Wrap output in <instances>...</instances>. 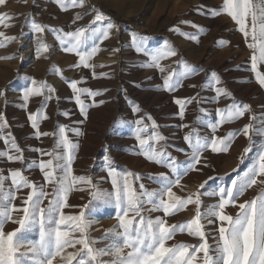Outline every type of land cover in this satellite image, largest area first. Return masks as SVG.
Returning a JSON list of instances; mask_svg holds the SVG:
<instances>
[{
  "label": "rangeland",
  "instance_id": "1",
  "mask_svg": "<svg viewBox=\"0 0 264 264\" xmlns=\"http://www.w3.org/2000/svg\"><path fill=\"white\" fill-rule=\"evenodd\" d=\"M93 6L110 17L116 26L107 40H89L85 43V50H90L94 44H98L100 48L91 61L97 65L94 70L95 77L92 69L75 66L78 57L74 53L63 51L55 31L62 29L68 32L90 26L95 16ZM221 6L222 0H85L84 7L69 6L62 10L56 0H5L4 4H0V15L4 16V21L0 23V32L15 39L5 40L0 37V43L4 45L0 47V114H3L8 122V128L0 131V150H8L2 137L11 133V137H14L23 149L24 160L9 162L0 158V173L8 176L11 169H22L24 175L38 186L44 184L43 173L37 167H29L33 160L41 158L40 153L32 149L51 151L55 137L50 135L34 138V130L28 120L29 114L36 113L43 105L42 114L38 116L40 130L52 133L56 131L57 125H67L69 139L79 144V148L74 152V174L91 179L92 185L105 192L113 191L109 168H115L117 174L129 171L139 174V180L130 178L137 191L140 190L141 183L148 189L158 187L150 176L161 171L169 172L168 169L148 161L141 154V146L136 139L137 120L143 121L139 127L147 126L146 132L141 134L144 138L153 133L166 137V141L161 143L166 144L167 150L179 161L186 159L179 149L188 151L183 136L193 128L197 129L200 135L208 137L235 133L228 153L214 154L210 150L204 152L210 167L183 177L181 185L173 189L178 195L197 192L199 184L209 176H216L217 179L209 181L206 188L200 191L215 192L218 186H227L232 179L243 176L255 162L260 145L264 142V137L252 132L250 140L242 131L245 124L251 123L256 127L264 119V88L260 87L256 78L257 70L264 74V63H261V68L258 62L259 65L253 72L252 50L247 48L243 34L237 30L238 26L226 14L221 13L215 17L210 14L212 9H219ZM77 15L83 18L73 23ZM182 20L192 21L200 28L182 24ZM33 22L43 26L45 31L36 33L32 28ZM106 23L107 21L98 22L94 27L102 28ZM175 27H178L181 33L196 36V40L170 31ZM133 33L137 39L147 37V52L163 49L165 42L176 50V56L160 61L165 69H175L179 72L182 70L179 61L184 60L195 66V74L183 79L181 85L172 91L164 89L163 74L158 69L146 66L151 57L136 51ZM221 41L228 43L221 45ZM41 43L48 45V51H39ZM10 56L15 58L2 59ZM213 72L220 78V84L215 83ZM101 73H106L107 77H102ZM32 78L37 81V86L46 82L56 89L51 93L52 99L45 102L43 96H32L27 101L24 100V91L32 87ZM72 80L78 81V87L102 93L94 98L96 106H93L91 96H81L88 106L87 119H84L75 103L70 87ZM250 84H257L256 86L261 88V95L254 97L247 92ZM218 87L225 89L230 95L218 96L215 90ZM45 93L47 94L46 89ZM176 98H192V102L185 105L183 118L179 115V106L174 103ZM101 100L104 101L103 104L98 103ZM233 103L247 104L250 110L244 117L218 126L213 133L208 125L219 120L217 110L225 109ZM65 112L70 115L65 116ZM44 114L48 119L43 118ZM253 117L255 119H252ZM116 121L120 123L114 126ZM77 128L80 135L73 131ZM245 147H250L251 150L244 155L243 163H240L239 157ZM233 169L237 171L233 172ZM226 173L231 175H225ZM9 184L10 179L6 181L5 187ZM92 185L76 184L69 193L70 206L65 208L64 212L66 215H77L83 210L86 216L96 221L89 231L90 238H99L104 235V230L117 224L116 209L102 201L93 200L89 204L92 200L90 192L95 190ZM46 190L50 192L51 188L46 186ZM259 190V187L249 189L241 197V201L253 198ZM27 191L28 189H23L13 201L18 208L22 206ZM215 202V197L207 194L202 196L204 206ZM44 203L46 205L47 201ZM82 205L89 206L82 209ZM237 211L238 209L231 206L227 209L232 215ZM194 212L195 206L189 205L188 209L166 219L171 223L184 222L192 218ZM17 215L14 212L13 219H16ZM144 215L147 217L149 213L145 212ZM158 215L163 214L151 213L153 217ZM16 227L17 224L9 221L4 224V231H12ZM212 227L208 226L206 232L211 233ZM18 237L24 243L37 241L38 230L22 231L18 233ZM178 242L198 245L199 240L187 233L178 232L175 239L169 243ZM208 242L214 245L211 235ZM103 243L97 246H103ZM69 251L74 249H66V252ZM54 264L64 262L58 257Z\"/></svg>",
  "mask_w": 264,
  "mask_h": 264
},
{
  "label": "snow or ice",
  "instance_id": "2",
  "mask_svg": "<svg viewBox=\"0 0 264 264\" xmlns=\"http://www.w3.org/2000/svg\"><path fill=\"white\" fill-rule=\"evenodd\" d=\"M4 3L5 0H0V4ZM56 3L62 10H66L69 6L84 7L85 0H56ZM92 11L95 16L90 26L68 32L62 29L55 31L58 33L57 39L63 51L74 53L78 57V63L75 66L92 69L95 77L94 70L97 65L91 61L100 48L98 44H94L90 50H85V43L89 40H107L111 30L116 26L111 22L110 17L95 6L92 7ZM221 13L230 17L238 26L237 30L243 34L247 48L252 50V70L256 71L258 62L264 63V0H222V6L219 9H212L210 14L215 17ZM82 18L77 15L73 23ZM3 21L4 16L0 15V23ZM105 21L107 23L104 27H94L98 22ZM180 23L200 28L192 21L182 20ZM32 28L36 33L45 31L43 26L35 22L32 23ZM170 31L196 40V36L181 33L178 27ZM0 37H4L5 40L15 39V37H6L3 32H0ZM146 40L147 37L137 39L136 34L133 33L136 51L151 57L146 66L158 69L163 74L164 89L172 91L181 85L183 79L195 74V66L184 60L179 61L182 66L179 72L175 69H165L160 61L166 57L176 56V50L165 42L163 49L147 52ZM220 43L222 45L228 42ZM2 46L4 45L0 43V47ZM39 51H48V45L41 43ZM14 58L10 56L2 59ZM56 71L59 74V70L56 69ZM100 75L107 77L106 73ZM212 77L216 84L221 83L217 73L213 72ZM256 78L260 87L264 88V74L256 71ZM31 84L32 87L24 91L25 101L32 96H43L47 102L52 99L51 93L56 91L46 82L37 86L35 78L31 79ZM70 87L81 115L87 119L88 106L81 96L83 94L91 96L93 106H96L97 102L94 98L102 93L78 87L77 80L70 81ZM215 90L218 96L230 95L223 88L218 87ZM191 102L192 98L174 100V103L179 106L181 118L184 116L186 103ZM98 103L103 104L104 101L101 100ZM137 110L134 109V111ZM249 110L250 106L247 104H230L225 109L217 110L219 120L208 126L215 133L218 126L244 117ZM42 111L43 105L36 113H30L28 116L34 130V138L54 136V146L51 151L32 149L40 153L41 158L33 160L29 167H37L43 173L44 184L38 186L24 175L22 169H11L8 176L0 173V264H54L58 257L64 264H73V262L75 264H264V142L260 145L255 162L243 176L232 179L227 186H218L215 192L200 191L206 188L209 181L217 179L216 176H209L199 184L197 192L182 196L173 190L174 187L180 186L182 178L189 173H199L204 168L210 167L207 157L203 155L206 150L214 154L228 153L235 133L228 132L224 136L208 137L200 135L199 131L193 128L183 136L188 151L179 149L186 157L184 161H179L167 150L166 144L161 143L166 141V137L153 133L144 138L141 134L146 132L147 126L139 127L143 121L137 120L135 121L138 126L136 139L141 146V154L148 161L168 169L169 172L161 171L150 176L158 187L148 189L141 183L140 190L137 191L130 178L139 180L141 179L139 174L130 171L117 174L115 168H109L108 174L112 177L113 191L105 192L92 185L91 179L74 174L72 164L74 152L79 148V144L69 139L67 125H57L56 131L52 133L41 131L38 116L42 114ZM64 115L69 116L70 113L65 112ZM43 118L48 119L46 114ZM119 123L120 121L114 122V126ZM184 127L188 126L184 125ZM7 128V119L0 114V131ZM73 131L76 135L81 134L78 128ZM242 131L250 140L252 132L264 137V119L256 127L251 123L245 124ZM2 139L8 150H0V158H5L9 162H22L23 149L15 138L11 137V133H6ZM250 150V147L243 149L239 157L240 163H243L244 155ZM44 156L49 158L43 159ZM232 171L236 172L237 169ZM9 179L10 184L6 188L5 184ZM76 184H88L95 188L90 192L92 200L89 204L93 200L102 201L116 209L117 224L104 230V235L99 238H90L89 231L96 221L86 216L83 210L77 215H66L64 212V209L70 206L69 193L73 191ZM46 186L51 188L50 192L46 190ZM254 187H259L258 194L251 199L241 201V197ZM23 189L28 191L22 200V206L18 208L13 201L18 198V193ZM206 194L215 197L216 202L204 206L202 196ZM45 201H47L46 205ZM189 205L195 206L192 218L179 223H171L166 219L188 209ZM88 206L80 207L86 209ZM230 206L238 209L235 215L227 212ZM14 212L18 214L16 219H13ZM145 212L149 213L147 217L144 215ZM154 212H162L163 215L153 217L151 213ZM9 221L17 224L18 227L5 232L4 224ZM208 226H213L211 233L206 232ZM33 230H38L37 241L24 243L18 237V233L22 231ZM178 232L198 238V245L183 242L170 244L169 242L175 239ZM209 235L214 245L209 244ZM101 242H104L103 246H97ZM68 248L74 251L66 252Z\"/></svg>",
  "mask_w": 264,
  "mask_h": 264
},
{
  "label": "bare ground",
  "instance_id": "3",
  "mask_svg": "<svg viewBox=\"0 0 264 264\" xmlns=\"http://www.w3.org/2000/svg\"><path fill=\"white\" fill-rule=\"evenodd\" d=\"M245 60V59H244ZM245 63V62H244ZM250 63V62H249ZM247 64V63H246ZM257 65H259V64H257ZM260 65H261V63H260ZM263 66L261 65V68H262ZM262 70V69H261ZM258 71V70H257ZM254 72V71H253ZM263 73V72H262ZM248 77V76H247ZM246 77V78H247ZM257 85V84H256ZM256 85H254V84H250L249 86H248V88H247V92H249V93H251L252 94V96H259V95H261V88L260 87H257ZM261 98H262V96H260ZM263 101V100H262ZM264 102V101H263ZM247 115V114H246ZM249 118V117H248ZM241 152V151H240Z\"/></svg>",
  "mask_w": 264,
  "mask_h": 264
},
{
  "label": "trees",
  "instance_id": "4",
  "mask_svg": "<svg viewBox=\"0 0 264 264\" xmlns=\"http://www.w3.org/2000/svg\"><path fill=\"white\" fill-rule=\"evenodd\" d=\"M113 19H116L113 15H111Z\"/></svg>",
  "mask_w": 264,
  "mask_h": 264
}]
</instances>
